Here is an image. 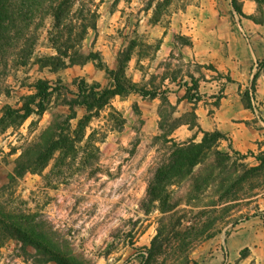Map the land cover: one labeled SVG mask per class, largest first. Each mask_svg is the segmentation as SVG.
Masks as SVG:
<instances>
[{
  "label": "rangeland",
  "instance_id": "obj_1",
  "mask_svg": "<svg viewBox=\"0 0 264 264\" xmlns=\"http://www.w3.org/2000/svg\"><path fill=\"white\" fill-rule=\"evenodd\" d=\"M89 1L72 0V8L75 11L84 3L96 13V27L87 31L79 47L83 56L92 54L96 60L56 72L40 68L38 59L55 54L48 41L52 18L44 11H38L31 20L37 40L28 63L20 66L18 47L9 48L5 53L0 64V118L6 106H22L23 97L34 92L33 84L37 80H47L59 91L52 96L48 111L42 116L32 115L24 122L0 127V189L8 183L22 148L48 126L52 113L66 112L67 108L60 104L76 92L74 82L85 79L88 84L107 87L108 70L117 68L119 54L126 49H129L125 55V59L129 57L124 69L126 81L164 97L166 89L161 87L162 77L154 56L169 27L171 12L186 0H135L134 4L127 3L128 0ZM257 3L264 6V1ZM139 13L141 23L137 19ZM147 15L149 22L144 19ZM79 18L76 15L74 19L79 21ZM30 37L31 28L29 31L27 28L22 36L24 45L22 42L20 45L30 46L25 43ZM178 71L175 64L174 72ZM150 100L135 93L114 97L111 107L102 110L87 128V134L92 129L106 134L105 142L98 145V161L84 166L78 159L55 172H50L51 163L42 171L26 173L0 192V205L21 218L33 215L45 221L55 236L46 235L43 243L70 264H143L141 256L158 229L163 237L167 234L170 242L155 264H179L185 257L190 264H201L218 246L232 255V261L225 264H253L245 262L248 247L235 255L230 240L242 230V223L253 217H264V163L237 161V167L262 165L259 172L238 185L233 183L241 175V169L232 165L235 156L227 152L231 157L228 162L222 158L216 161L211 156L195 169V175H199L196 183L173 187L168 204L174 208L161 212L163 205L144 201L150 169L166 153L164 147L153 141L162 134L160 130L156 135L141 131L143 111L149 110L144 102ZM83 112L79 109V116ZM172 120L171 115L165 122V130L172 125ZM212 149L226 153L218 149V144ZM87 154H80L79 158H86ZM146 207L151 208L148 213ZM193 231H203L207 238L195 241ZM173 233L178 235L173 237ZM13 241L20 244L21 255L31 264H57L46 261V255L31 246H23L16 239L7 240L0 247V264H6V259L2 261V252Z\"/></svg>",
  "mask_w": 264,
  "mask_h": 264
},
{
  "label": "trees",
  "instance_id": "obj_2",
  "mask_svg": "<svg viewBox=\"0 0 264 264\" xmlns=\"http://www.w3.org/2000/svg\"><path fill=\"white\" fill-rule=\"evenodd\" d=\"M84 2L89 3L90 1L84 0ZM72 7V0H0V64L7 49L12 47H18L16 48L18 49V59L22 61L20 66H25L28 63L37 40L36 29L33 28L31 20L38 11H44L52 18L48 41L55 52L54 55L44 56L37 60L40 68H48L50 71L56 72L76 65L82 66L89 61L96 60L97 58H94L92 54L83 56L79 49L87 31L96 27V13L87 9L84 3L75 11ZM76 15L80 17L79 21H75ZM29 27L31 28V37L25 39V43L27 42L30 46H22L20 44L22 42L24 45L23 33L27 28L29 31ZM128 50L126 49L119 54L117 68L108 70L110 84L107 87H102L98 83L88 84L85 79L74 82L76 92L72 94L71 98L65 97L60 104L61 107L67 108L66 112L52 113V119L48 126L34 141L22 148L15 160L14 169L9 175L8 183L0 189V192L10 188L17 179L26 173L42 171L51 163L50 172H55L66 163H74L78 159L84 166H91L98 161L100 154L98 145L105 142L106 134L97 129H92L87 134L91 120L98 117L105 108L111 107L110 102L116 96H128L132 93L138 94L142 98L152 99L156 96V94L149 93L145 89L137 87L136 84L126 81L124 69L125 63L129 61V57L125 59ZM33 89L32 94L23 97L21 107L6 106L4 108L0 118V127L5 125L7 127L17 121L24 122L32 115L42 116L48 111L52 96L59 91L47 80H37L33 84ZM164 107L166 110H163ZM79 109L84 111L82 116L78 114ZM172 112L173 107L162 98L158 110L160 116L159 130L162 134L156 136L153 141L164 147L166 153L150 169L144 199L150 205L154 203L163 205L161 209L163 213L174 208V205L168 204L171 195L174 193L173 187L179 186L181 183H196L199 175H195V169L204 165L211 156H214L216 161L219 158H222L224 162L231 160L228 153L212 149L222 138L219 133L205 132L200 142L191 140L177 143L170 138L179 123V120L173 119L172 125L165 130V122L170 120ZM74 121L75 124H72ZM84 148H89L90 151L86 152ZM84 153H88L86 158H79V155ZM233 155L235 158L232 165L241 169V175L233 182L234 184L242 183L252 173L259 172L262 168L261 164L264 163V155H262L257 158L261 163L257 167L247 168L244 164H239L237 167L236 162L244 160L245 157L238 154ZM149 209L151 208L146 207L145 212L148 213ZM191 234L195 241L201 240L203 237L207 238L203 231H193ZM46 235L55 236V233L40 217L29 215L21 218L0 205V247L7 240L16 239L23 246H31L38 253L46 255V261L70 264L51 247L43 243ZM176 235L178 234L173 233L171 236L176 237ZM168 241L170 242V239L167 234L163 237L162 231L158 229L150 247L145 248V253L141 256L142 259L144 258L143 264H155L157 258L165 251ZM190 263L188 257L179 262V264Z\"/></svg>",
  "mask_w": 264,
  "mask_h": 264
},
{
  "label": "crops",
  "instance_id": "obj_3",
  "mask_svg": "<svg viewBox=\"0 0 264 264\" xmlns=\"http://www.w3.org/2000/svg\"><path fill=\"white\" fill-rule=\"evenodd\" d=\"M168 26L154 56L166 92L144 102L149 110L143 111L141 131L156 135L164 98L179 120L170 135L175 142L219 133V150L256 161L264 155V6L256 0H186L171 12ZM241 229L230 240L235 255L248 247L245 262L264 264V217L247 220ZM19 249L13 241L2 261L31 264ZM231 261V253L218 246L201 264Z\"/></svg>",
  "mask_w": 264,
  "mask_h": 264
}]
</instances>
